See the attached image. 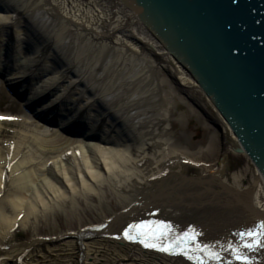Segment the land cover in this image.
Wrapping results in <instances>:
<instances>
[{"label": "bare ground", "instance_id": "6f19581e", "mask_svg": "<svg viewBox=\"0 0 264 264\" xmlns=\"http://www.w3.org/2000/svg\"><path fill=\"white\" fill-rule=\"evenodd\" d=\"M55 1L31 0L29 4H24L22 0H0V12L4 13L0 14V52L7 37V42L10 43L7 51L10 57H14L12 65L15 64V73L11 74L8 81L12 84L22 82L21 92H24L27 88L24 84L31 86L35 83L36 78L50 74V77L45 78L41 85L32 86L33 90L30 99L28 98V103H35L39 98L55 93L58 85L70 75H76L77 78L72 81V85H85L86 82L94 78V74H99V70L103 69L97 61L91 68L84 70L81 60L70 59L72 50H67L66 54L60 55L63 47H61L60 42L63 43L70 35L68 28L64 31V36H57L60 42L54 41L52 37H45L46 32L41 33L37 28L30 30L31 36L25 33L24 38L20 32H16V28L20 25L23 17L35 16L36 12H45L43 15L49 21L53 19L52 17L59 19V10ZM102 1L104 3L101 5L95 1L98 9L96 12L101 14H103L108 3V0ZM118 8L120 12L127 13L128 16L123 17L124 19H116L113 24L114 27L105 25L106 22H104L102 29L97 28L92 22H87L85 18H81L79 15L74 16L75 13L69 17H64L62 24L69 28H76L81 36L87 38L88 42L95 46L100 45L107 48L106 43L109 41H122V39L130 37L140 46L139 50L142 56L145 54L156 55L158 57L156 61L147 62L148 74L151 76V80L148 81L149 90L139 96L141 91L139 92L140 89L135 90V87L138 86L135 85L138 83L136 80L121 83L118 87V93L120 94L122 89V93L130 95L123 101L122 105L120 104V97L114 99L111 106L120 105L116 109H106V113L100 116H92L91 112L97 109V104L100 105V102L108 99L106 96L94 101L92 100L94 97L88 98L86 105L75 110L77 112L72 116L68 112L69 108L65 110L62 107L64 104L75 105L76 101H69V96L64 91L52 100H48L44 106L39 107L36 111L37 114L50 111L56 116L52 121H56L55 119L60 117L61 113L68 118L59 124L57 130L39 133V129L36 128L38 131L31 137H23V140L20 139L19 145L8 147V153H14L15 158L22 155V161L2 159L3 154L0 153V197H2L0 205L2 209L13 208L16 212L15 219L23 212L25 220L21 223L20 229L24 228L26 223H33L36 215L41 212L44 214L49 211L59 212L65 210L69 205L81 204L83 198L94 201L96 198V194H93L95 190L100 191L104 199L108 200L109 188L115 189L117 186L120 192L127 194L121 199L122 213L105 221L102 225L97 226V230L92 229V231L84 228L88 224L87 219L82 220L78 228L79 231L74 236L76 238L75 247L78 249L76 261H90L92 264H114L105 259L103 254L106 253L110 242L103 241L90 244L85 241L86 237L101 236L105 238L104 236H108L109 239L121 241V245L131 244L129 256L125 257L129 264H197L195 261L193 263L182 262L180 259L184 260V255L174 254L180 258H173L167 253L145 248L142 244L130 242L125 238L124 234L130 225L147 224L149 226L156 225V228L152 229L153 231H167L168 236L166 238L173 244L177 238L184 237L186 234L193 236L203 251H195L194 254L190 253V255L192 258H199L202 264H241L235 259L233 251L230 249L242 251L243 255L249 258L250 264H264V250L261 249L262 251L259 250L261 252L255 251L254 253L248 251L242 243V239L246 243L248 238L246 236L242 238L238 235L241 232L247 233L253 228V224L250 222L254 223L255 219L251 216L248 208V201H251L253 196L247 192L238 193L231 189L239 185V182L231 184L222 179V174L208 173L205 165L194 159L198 155L212 153L215 148L213 138L206 145L207 148L200 149L199 154L196 155L188 153L187 150H180L179 142L172 146L168 141L167 143L162 140L157 141L153 135L154 126L152 122H144L133 129L129 127L137 120L143 117L148 118L149 114L155 113L158 114L159 122L168 121L164 113L170 110L172 103L177 104L183 100L166 80L160 81L153 89L154 81L160 77V71L165 68L167 63H171L170 57L150 38L137 17L131 15L120 4H118ZM11 28L15 30L17 44H22L33 37V45L36 46L33 58H24L23 50H18L19 47L15 51H9L13 44L10 40L11 35L13 36L10 33ZM129 28L133 30L132 35L128 34ZM5 34L6 36H4ZM51 52H55L56 55L48 57ZM49 58L52 59L54 65H57L56 67L61 66V72H55L53 66L45 63ZM3 63L0 60V71L5 69L3 72L7 73L10 69V62H7L9 63L7 68L4 67L5 64ZM116 66L117 68L113 73L110 71L105 75L110 77L122 75L121 65L116 63ZM175 69L179 76L180 87L199 89L197 84L182 69L178 66H175ZM93 90L95 88H88L90 92ZM55 108H58V112H53ZM144 108L148 112L141 113ZM81 117H85L93 123L92 131L94 133L101 129L105 124L104 121L110 119L114 122L111 123L113 131L109 132L108 129L107 138L102 140L105 146H100L92 141L84 144L83 140L94 135L89 130L84 133V127L80 130L84 133L82 140L72 139L64 135L63 130L67 126L76 122L82 123ZM115 120L122 121L115 126L117 123ZM221 123L224 125L225 132L232 136L233 143L237 145V140L232 135L230 128L224 121L221 120ZM9 125L27 128L23 122H9L6 119H0V142L9 136ZM139 131L145 133L142 135L139 134ZM164 133L166 138H169L168 131H164ZM109 145L116 146V149ZM34 157H36L35 160ZM36 160L39 163L35 164ZM39 166L40 168L37 169ZM196 166L202 168L204 175L201 178L196 180L183 176L182 171L185 168L189 170ZM87 177L92 182L91 185L86 184ZM59 180H65L70 189V195L65 192V186L63 188ZM255 182L258 183L257 180ZM136 183L140 184V188H136ZM254 201L261 216V213H264L263 181L257 187ZM83 208L80 211L84 217L89 209L85 211ZM113 209L115 210L116 207ZM13 225L14 222L7 223L0 213V254L4 253L7 256L0 264H7L8 261L16 260L29 248L26 245H20L16 248H10V253L3 252L6 247L12 245V236L9 235ZM164 226L167 228L165 229ZM256 230L258 231V229ZM130 235L134 236L135 233H130ZM180 251L177 249V253ZM250 252L253 254L250 255ZM215 254H218L221 259H209ZM250 256H254V258Z\"/></svg>", "mask_w": 264, "mask_h": 264}, {"label": "rangeland", "instance_id": "374dc122", "mask_svg": "<svg viewBox=\"0 0 264 264\" xmlns=\"http://www.w3.org/2000/svg\"><path fill=\"white\" fill-rule=\"evenodd\" d=\"M22 1L24 4H29L31 2V0ZM95 1L98 5L104 3L102 0H56L55 5L59 10V19L52 17L53 19L49 21L45 19L46 16L43 15L45 12L39 10L40 12H36L35 16L29 15L23 17L20 25L16 29V32H20V34L24 35V31L28 29L30 30L32 27L33 29L37 28L41 31V33L46 32L45 37H52L54 41H58L57 36L63 35L64 31L68 28V30L70 29V35L66 38V40L64 39L65 41H63V43L58 41L60 42L61 47L63 46L61 49L62 51H60V55L66 54L67 50H72L70 59L81 60L84 70L91 68L93 64H96L94 62L97 61H99L102 65L103 69L99 70L100 73L94 74V78L86 82L85 85H72V81L77 78L76 75H70L58 85L55 89V93L48 96L49 99L52 100V98L56 95L58 96V94L64 91V93L71 97V101L75 100V105L68 106V104H65L62 107L65 110H68L69 108L71 111L68 110V112L71 116L76 114L77 111L75 110H79V107L86 105V100L91 97H94L92 98L93 101L100 97H108L105 101L100 102V105H96L97 109L92 110V116H100L103 113H106V109L108 108L116 109L117 106L120 104L122 105L123 101L130 95L122 93V89L120 94L118 93V87L120 84L128 80H133L132 82L136 80L139 83L135 84L138 85L135 87V90L140 89L139 92L141 91L139 96H142V93H147L150 88L148 86V81L151 80V76L148 74L147 62L150 60L156 61L158 58L156 55L150 56V54L142 56L139 50L140 46L130 37L124 38L122 41H109L106 43L108 46L107 48L100 45L95 46L88 42L87 38L81 36L80 33L76 31V28H69L62 24L65 16L69 17L74 13V16L79 15L81 18H85L87 22H92L95 26H97V28H103L104 26L102 25L104 22H106L105 25H112V27H114L113 24L116 19L128 16L127 13L119 11L118 3L114 0H108L107 5L105 6L106 8L103 10V14L96 12L98 9ZM14 32L15 31L13 29L10 30V33L13 34V36L11 35V38H13L12 50H15L17 46H20V43H16V35ZM128 32V34L132 35L133 30L129 28ZM20 47L23 50L24 58L34 57L35 46L30 45L27 41V43L21 44ZM20 47L18 49H20ZM5 50L6 47L3 45L2 52L0 53V60L3 62L6 61L4 58ZM54 55H56V53L51 52V55L48 57H54ZM170 60L171 63L169 62L165 65V68L160 71V77L154 81L153 89H155L154 87L159 84L160 81L166 80L183 101L177 104L172 103L170 110L164 113L168 121L159 122L158 114L155 113L149 114L148 118L143 117L137 120L129 127L133 129L144 122H152L154 126L153 135L156 137L157 141L160 142L162 140L164 143H167L168 141V143L172 146L179 142V148H181L180 150H187L188 153L196 155L199 154L200 149H206V145H208L210 139L213 138L215 141V148L212 153L198 155V157L194 158L196 159L195 161H199L204 164L210 174H222V179L224 181H229L231 184L239 182V185L235 188H229L240 191H244V189L254 191L252 190L253 187L251 185H253L256 180L259 182L256 170L252 167L244 155L238 154L239 148L233 143L231 139L232 136L228 132H225L224 126L219 121V115L201 90L186 89L183 86L180 87L179 76L175 69V66L178 65L171 57ZM45 63L53 66L55 68V72L62 71L61 67H56L50 58L47 59ZM116 63L121 65V69L123 70L122 75H119V77H110L105 75L107 72L110 73L111 71L113 73L116 70ZM13 66H15V64H13ZM12 73H14V71ZM12 73H9V75ZM8 76L6 78H8ZM48 77H50V74L36 78L35 83L31 86L24 84V86L30 88L28 90L29 99L33 90L32 86L41 85L43 80ZM88 88H95V90L90 92L88 91ZM119 97L121 99V103L111 106V102ZM142 112L148 111L144 108L141 113ZM62 116L63 115L61 113L60 117ZM0 117H4L9 122H23L27 125V128H19L17 125H9V136L1 140L0 153L3 154L2 159H7L8 161L23 160L22 155L15 158L14 153H8V147L19 145L20 139L23 140V137H31L38 131L37 129H39V133H47L58 129L42 124L33 114L29 113L25 109L23 104L11 97L6 90L5 81L2 79H0ZM84 120L86 121V118H84ZM115 121L117 122L115 124L116 126L122 120ZM104 123L105 124L101 127V129L97 130V133H94L92 131L93 124L89 121L87 123V128L89 131H92L94 135L93 137L90 136V139L83 140V143L87 144L86 142L92 141L100 146H105V143L102 140L103 138H107L106 132L108 129L109 132L113 131L111 123L114 122L109 119L104 121ZM216 126H222V132H220ZM164 131H168L169 138H166L167 136ZM144 133V131H139V134L143 135ZM109 146L116 149V146L114 145ZM33 159L35 160L36 157ZM34 163L37 164L39 162L36 160ZM39 168L40 166L37 167V169ZM186 169L188 168H185V170L182 171L183 176L197 180L204 175L202 168L198 166L191 167L189 170ZM59 182H61L63 188L65 186V192L70 195L71 192H69L70 189L68 188L65 180H59ZM86 184H92L88 177L86 179ZM136 184V188H140V184ZM118 189L119 188H117V186L115 189L109 188L110 196L108 200L104 199L103 194L100 191L93 189L95 190L93 194H96L94 201H89L83 198L81 204L69 205L65 208V210H61L59 212L49 211L47 214L41 212L36 215L33 223H26V225L23 224L25 227L20 229L19 227L21 223L25 220L23 212H21V214H19L15 219L14 217L16 212L13 208L3 210L0 205V213H2L7 223L14 222V227L9 235L12 236V245L11 247H6L3 252L10 253V248H16L20 245H26L29 247L22 256L16 258V260L8 261L7 264H92L90 261H76L78 249L75 247L76 238L74 236L78 233V228L80 227L82 220H85V218L87 219L86 221L88 224L84 228H88L92 231V229L97 230V226L102 225L105 221L122 213L121 199L127 194L120 192ZM1 198L2 197H0V199ZM251 204L256 205L254 199H252ZM112 206L116 207V209L114 210ZM82 208L85 209V211H88L89 209L88 213L85 214L84 217L80 211ZM104 237L105 238L101 236L86 237L85 241L90 244L94 242L101 243L103 241L110 242L106 253H103L105 259L112 261L114 264H129L127 262L128 260H125V257L129 256L131 244L121 245V241L112 238L109 239L110 237L108 236ZM249 254L252 255L253 253L250 252ZM170 257L180 258L178 255H170ZM250 257L253 258L254 256ZM5 258H7V256H5L4 253L0 254V262ZM198 259L199 258L187 259L185 257L184 260L182 258L180 260L186 263H193V261L197 263Z\"/></svg>", "mask_w": 264, "mask_h": 264}, {"label": "water", "instance_id": "95a60500", "mask_svg": "<svg viewBox=\"0 0 264 264\" xmlns=\"http://www.w3.org/2000/svg\"><path fill=\"white\" fill-rule=\"evenodd\" d=\"M117 1L201 87L264 179V0Z\"/></svg>", "mask_w": 264, "mask_h": 264}, {"label": "snow or ice", "instance_id": "6c2138e0", "mask_svg": "<svg viewBox=\"0 0 264 264\" xmlns=\"http://www.w3.org/2000/svg\"><path fill=\"white\" fill-rule=\"evenodd\" d=\"M70 99L71 97H69V101ZM0 119L5 118L0 117ZM164 227L165 229L167 228V226ZM155 228L156 225L149 226L147 224H134L129 226L128 231H126L124 235L130 242L140 243L145 248H151L155 251L164 252L169 255H184L187 259H192L190 253L194 254L195 251H203V248L197 243L193 236L186 234L184 237L177 238L176 242L173 244L168 238H166L168 236L167 231H153L152 229ZM260 228L261 231L259 232L254 228L247 233H238L242 238L245 236L248 238L246 243L242 239V243H244V246L248 251H253L257 248H264V225H261ZM130 233H135V235H130ZM177 249H180L181 251L177 253ZM230 250L233 251L235 259L241 262V264H250L249 258L244 256L242 251L238 249ZM209 259L219 260L221 257L218 254H215L210 256ZM197 264H202V262L198 259Z\"/></svg>", "mask_w": 264, "mask_h": 264}]
</instances>
